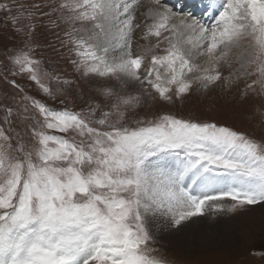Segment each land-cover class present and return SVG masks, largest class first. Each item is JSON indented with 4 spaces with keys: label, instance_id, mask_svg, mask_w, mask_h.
Here are the masks:
<instances>
[{
    "label": "snow or ice",
    "instance_id": "snow-or-ice-1",
    "mask_svg": "<svg viewBox=\"0 0 264 264\" xmlns=\"http://www.w3.org/2000/svg\"><path fill=\"white\" fill-rule=\"evenodd\" d=\"M174 8L161 0H0L21 38L0 76L26 73L55 98L46 83L53 77L32 56L36 21L46 18L100 98L90 114L33 101L38 117L25 116L27 140L15 129L28 105L14 115L0 103L8 125L0 127V264H165L152 247L158 231L264 205V137L138 111L148 99H182L194 85L242 82L245 95L264 96V0H207L218 13L211 27ZM138 32L148 42L139 53Z\"/></svg>",
    "mask_w": 264,
    "mask_h": 264
},
{
    "label": "rangeland",
    "instance_id": "rangeland-1",
    "mask_svg": "<svg viewBox=\"0 0 264 264\" xmlns=\"http://www.w3.org/2000/svg\"><path fill=\"white\" fill-rule=\"evenodd\" d=\"M186 1L161 0V3L175 6L174 10L178 8L185 15L190 12L208 27L215 23L214 17L218 15L217 12L213 14L212 20H206L205 23L209 10L196 13L195 8L200 4H205L206 8L207 0H191V5L183 7ZM28 2L46 5L51 0H28ZM147 3L148 0H143L144 6ZM43 10L50 11L47 7ZM141 11H144V7ZM63 27L61 25V28ZM57 33L63 38L61 29H53L48 25L46 18L43 22L38 19L32 52L33 58L39 61L41 70L53 77L46 83L52 88L55 98L43 93L26 73L13 76L9 72L7 80L0 76V103L11 105L14 115L17 108L22 112L25 104L29 107V113L17 117L15 129L23 133L26 140L31 129L29 127L25 131V116L38 117L37 112L31 107L33 101H38L54 110L67 109L90 114L91 108H95L100 99L97 96V82L83 77L76 70L71 63L68 48H61ZM147 43L138 32L133 41L134 51L141 52ZM20 46L21 38L13 31L6 18L0 15V70L7 64L6 57L9 51H15ZM158 54L163 52L158 50ZM237 55L238 52L234 53V57ZM196 62L203 64L202 59H197ZM239 67V62L234 59L232 71L236 72ZM224 74L228 75L227 69ZM13 79L19 85L18 88H13L8 82ZM25 97L27 99H24ZM138 111L141 118L151 119L155 113H171L198 121L215 122L219 126L230 127L257 140L264 137V96L245 95L242 82L231 89L222 88L217 84L203 90L198 85H194L193 90L182 99L173 97L171 103L148 99ZM3 118L4 112L0 109V127L8 129V125L2 123ZM32 123H35V119H32ZM227 202L232 203L230 200ZM210 217L220 224L216 227L220 236L207 245L196 242L192 245L186 244L184 240L191 238L189 236L200 231L207 232V228L211 231L216 229L208 224ZM152 247L155 249L154 255L165 264H264V205L247 206L227 215L216 214L206 219L201 218L180 231L160 230L157 232V238L152 242Z\"/></svg>",
    "mask_w": 264,
    "mask_h": 264
},
{
    "label": "bare ground",
    "instance_id": "bare-ground-1",
    "mask_svg": "<svg viewBox=\"0 0 264 264\" xmlns=\"http://www.w3.org/2000/svg\"><path fill=\"white\" fill-rule=\"evenodd\" d=\"M205 3H207V2H205ZM192 4V1L191 0H187L186 1V3H184V5H183V7L185 6V7H187V6H189V5H191ZM195 10H196V13H203L205 10H208L207 8H205V4H200L199 6H197L196 8H195ZM215 12L214 11H209L208 12V16H207V18L204 20V23L206 22V20H212L213 19V14H214ZM199 62V61H198ZM201 62V61H200ZM215 216V215H214ZM214 218V217H213ZM212 218L210 217L208 220L209 221H207L208 222V224L210 225V226H212L213 228H216V227H218L220 224H218V223H216V222H214L213 220H211ZM191 223V222H190ZM189 223V224H190ZM215 223V224H214ZM203 232V233H202ZM161 233V232H160ZM220 236V234H218V228H216V229H214L213 231H211V229H209V228H207V232H205V231H200V233H198V234H195V235H192V236H189V237H191V238H189V239H186V240H184V242H186V244H189V245H192V244H194V242H196V243H202L203 245H207V244H210V243H213L214 242V239L215 238H217V237H219ZM166 237V236H165ZM165 239V238H164ZM183 242V243H184ZM210 246V245H209Z\"/></svg>",
    "mask_w": 264,
    "mask_h": 264
}]
</instances>
